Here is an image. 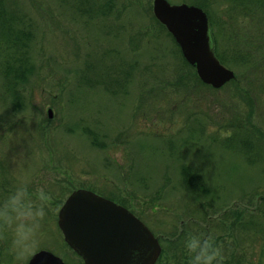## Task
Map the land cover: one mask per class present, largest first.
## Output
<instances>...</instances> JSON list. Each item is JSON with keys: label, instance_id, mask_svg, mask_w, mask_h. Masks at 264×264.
<instances>
[{"label": "rangeland", "instance_id": "obj_1", "mask_svg": "<svg viewBox=\"0 0 264 264\" xmlns=\"http://www.w3.org/2000/svg\"><path fill=\"white\" fill-rule=\"evenodd\" d=\"M205 1L236 75L221 89L199 83L155 0H0V184L38 175L52 196L34 253L84 264L56 224L84 189L150 228L157 264H188L189 233L213 234L224 264H264V2Z\"/></svg>", "mask_w": 264, "mask_h": 264}, {"label": "water", "instance_id": "obj_2", "mask_svg": "<svg viewBox=\"0 0 264 264\" xmlns=\"http://www.w3.org/2000/svg\"><path fill=\"white\" fill-rule=\"evenodd\" d=\"M154 14L174 37L185 60L201 82L221 89L235 80L234 71L217 58L208 15L200 8L155 0ZM53 111L49 110L52 118ZM65 242L84 264H156L162 254L159 239L132 212L88 190H76L59 213ZM29 264H65L48 251L35 254Z\"/></svg>", "mask_w": 264, "mask_h": 264}, {"label": "clouds", "instance_id": "obj_3", "mask_svg": "<svg viewBox=\"0 0 264 264\" xmlns=\"http://www.w3.org/2000/svg\"><path fill=\"white\" fill-rule=\"evenodd\" d=\"M119 154H114V159ZM52 196L44 187L29 191L26 183L0 199V240L7 239L16 264H27L38 246V235ZM188 264H224L222 245L211 234L189 233L183 240ZM132 261L141 258L140 251L132 252Z\"/></svg>", "mask_w": 264, "mask_h": 264}, {"label": "flooded vegetation", "instance_id": "obj_4", "mask_svg": "<svg viewBox=\"0 0 264 264\" xmlns=\"http://www.w3.org/2000/svg\"><path fill=\"white\" fill-rule=\"evenodd\" d=\"M260 2H264V0H259ZM202 3H204V6L202 5V6H199V5H188V6H193V7H197V8H200V9H202L208 16H209V19H210V13H208L209 12V7L206 5L207 4V2L205 1V0H203V2ZM211 4V3H210ZM172 5V4H171ZM210 24H211V20H210ZM211 29H212V24H211ZM212 32H213V29H212ZM213 40L215 41V38H214V35H213ZM5 176H8V175H5ZM38 176V175H37ZM37 176H34L33 178H31V183H29V184H27L28 185V187H29V191L30 192H34L35 191V189L37 188V187H40L41 186V181H40V183H36V180H35V178L37 177ZM4 180H2V182H3ZM33 188V189H32ZM32 189V190H31ZM12 190H14L13 188H11L10 186H7L5 183H3L2 185L0 184V199H3L9 192H11ZM79 190V189H78ZM73 193V192H72ZM71 193V194H72ZM67 200V199H66ZM65 200V201H66ZM65 201H64V203H65ZM64 203L62 204V206L64 205ZM62 206H61V208H62ZM61 208H60V210H61ZM60 212V211H59ZM59 212H58V214H57V216H56V224H57V226L59 227V223H58V218H59ZM60 229V228H59ZM150 229V228H149ZM60 232L62 233V231H61V229H60ZM63 234V233H62ZM154 234V233H153ZM155 235V234H154ZM155 237H157L156 235H155ZM158 238V237H157ZM159 239V238H158ZM159 242H160V239H159ZM160 244H161V242H160ZM161 246H162V244H161ZM162 249H163V247H162ZM49 251V250H48ZM41 252V251H40ZM37 253H39V251L37 252ZM37 253H34L33 255H32V257L35 255V254H37ZM163 253V252H162ZM32 257H31V259H32ZM30 259V260H31ZM160 259V258H159ZM11 259H10V250L8 251V247H7V244L3 241V240H0V264H9V261H10ZM30 260H29V262H30ZM29 262H28V264H29ZM66 264V263H65Z\"/></svg>", "mask_w": 264, "mask_h": 264}, {"label": "trees", "instance_id": "obj_5", "mask_svg": "<svg viewBox=\"0 0 264 264\" xmlns=\"http://www.w3.org/2000/svg\"><path fill=\"white\" fill-rule=\"evenodd\" d=\"M0 17H1V13H0ZM264 36V35H263ZM259 41H261V40H259ZM264 41V40H263ZM215 52H216V48H215ZM243 58H245V63L246 62H248L247 60L250 58V56H248V54L246 55L245 54V57H243ZM185 60V59H184ZM225 61V60H224ZM185 63L188 65V66H190V68H192L193 70H195V67H193V66H191V65H189L188 63H187V61L185 60ZM197 80L199 81V83H201L202 85H205V84H203L202 82H201V80L197 77ZM192 177H193V174H191V172L189 171V169H186V168H183V180H184V184H185V186L187 187V188H190V185H191V183H190V181L192 180ZM240 215H237V217H239ZM164 251V250H163Z\"/></svg>", "mask_w": 264, "mask_h": 264}]
</instances>
